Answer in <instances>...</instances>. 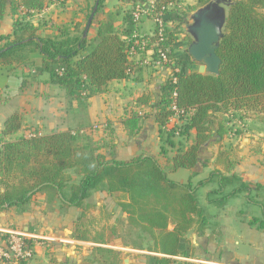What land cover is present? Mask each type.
Instances as JSON below:
<instances>
[{"label": "trees", "instance_id": "trees-1", "mask_svg": "<svg viewBox=\"0 0 264 264\" xmlns=\"http://www.w3.org/2000/svg\"><path fill=\"white\" fill-rule=\"evenodd\" d=\"M55 1L0 0V25L8 11L17 15L12 33L0 35L3 41L0 66H30L37 74L47 73L50 82L63 87L70 99L79 101L106 92L113 80L127 78L135 67L130 54L131 48L136 47L133 37L136 24L131 11L124 14L120 26L115 24L114 17L121 11L110 10L97 22L93 20L97 27L92 38L83 37L84 22L72 21L52 23L49 29L53 35L42 36L39 31L47 24L36 25L28 15L41 12ZM178 1L157 0L156 12L167 3ZM104 2L99 0L97 10L103 11ZM198 2V7H202L209 0ZM225 4L228 13L217 50L222 60L219 75L198 72L197 63L188 52V36L177 30L184 20L181 11L171 8L163 12L165 21L176 25L174 29L167 27L168 39L160 41L159 46L168 49L179 69L164 81L154 113L165 165L153 155L107 159L101 146L72 130L15 136L23 126V117L16 111L5 120L0 133V212L13 206L23 210L42 193L48 203L57 201L62 211L70 207L81 209L75 238L103 244L107 242L104 230L91 233L94 217L92 204L88 202L94 191L103 189L120 195L116 203L128 214L129 227L139 229L140 236L149 237L152 241L149 251L163 255L152 256L151 264H175L168 256L188 254L185 239L188 232L193 228L204 231L209 224L196 198L200 186L216 185L208 191L207 201L221 205L237 193L263 194L264 185L248 183L233 171L241 160L238 146L224 140L232 132L242 134L247 120H264V13L260 11L264 9V0H234ZM158 38L155 33L149 35V44L153 46ZM149 44L145 49L152 48ZM34 52L42 55L40 66L30 61ZM149 100V96L143 95L139 102L148 104ZM173 105L185 112L177 127H169L175 115ZM140 112L132 111L122 120L130 137L140 131L147 116ZM233 122L240 127H234ZM213 144H219L215 163L222 170H213L198 185L191 179L183 183L168 177L167 171L196 167L201 148ZM249 200L252 204L259 203L258 199ZM251 223L264 231V220L256 217ZM114 233L111 229L108 235ZM97 253L105 254L111 264L122 262L116 251L98 246L94 255L79 264H96ZM0 264L8 263L0 259Z\"/></svg>", "mask_w": 264, "mask_h": 264}, {"label": "crops", "instance_id": "crops-1", "mask_svg": "<svg viewBox=\"0 0 264 264\" xmlns=\"http://www.w3.org/2000/svg\"><path fill=\"white\" fill-rule=\"evenodd\" d=\"M86 1L87 7L89 0ZM138 1L125 0L130 6ZM122 2L124 0H119V4ZM77 6L74 0H56L41 12L37 14L33 12L35 16H46L52 12L54 16V21L43 26L39 33L42 36H52L54 32L49 29L52 23L83 22L82 15L75 13ZM21 12L23 13L20 11V14ZM16 17L17 15L14 16L9 11L6 13L1 21L0 35L12 33ZM152 22L150 18H143L138 26V34L152 35L154 29ZM92 28L89 30V37L92 36ZM2 44L3 41H0V45ZM146 51H141L133 57L135 67L127 78L113 80L106 92L80 101L70 99L63 87L49 81L47 73L37 74L35 68L30 66L15 68L0 66L2 96L0 133L5 120L18 111L23 117V126L16 134L17 136L27 135L31 131L49 134L58 130H72L95 142L100 135L102 143H105L101 145V151L106 154L107 159L126 160L138 154L153 155L159 159L161 165H165L166 158L160 155L159 126L155 121L154 113L161 99V87L168 77V69L145 65L144 59L148 57ZM30 61L40 66L42 55L34 52L30 56ZM143 95L149 96L148 104L139 102ZM132 111H144L147 116L143 120L140 131L130 137L124 129L122 120ZM95 124L98 127H95ZM172 125L173 122H170L169 127ZM102 126H105L103 131ZM194 134L193 130L192 135ZM231 142L238 146L241 158L233 171L248 183L264 185V120H247L242 134L230 133L226 136L224 143ZM218 150L219 144L201 148L200 162L192 169L187 168L191 181L200 179L202 174V179L205 180L213 170L223 169L221 165L215 163ZM179 181L185 183L188 179ZM93 198H97V203L113 200L121 211L116 203V200L120 198L119 194H109L106 190L98 189L88 199L92 207ZM207 205L210 212L204 213V216L209 224L204 231L193 228L188 232L185 238L188 254L168 257L174 259L175 264H264V231L251 223L256 216L253 213H243L242 210L241 213H229L228 205L223 206L222 212L215 213L219 210L217 204L208 203ZM253 207L256 210L258 206ZM250 209L253 210L252 207ZM80 213L81 209L76 207L62 211L57 201L50 204L45 194L38 193L25 206V209L13 206L0 212V248L6 245L8 232L14 230L26 233L29 241L34 244L33 258L23 264H79L84 258L94 255V248L98 246L116 251L125 264H130L131 261L124 257L128 252H140L141 249H146L153 255L163 256L131 242L118 243L114 240L115 238L104 237L107 242L103 244L92 239L75 238L76 220ZM91 215L96 223V213ZM116 215L122 218L128 229L127 213H108L107 218L104 216L97 218V220L102 219L100 220L102 231L105 229L103 226L107 220L112 225L111 229L115 228L117 224L115 221H119ZM96 227L92 224L93 235L96 234L94 230ZM129 228L132 232H139V229ZM103 260L111 264L110 258L105 256Z\"/></svg>", "mask_w": 264, "mask_h": 264}, {"label": "rangeland", "instance_id": "rangeland-1", "mask_svg": "<svg viewBox=\"0 0 264 264\" xmlns=\"http://www.w3.org/2000/svg\"><path fill=\"white\" fill-rule=\"evenodd\" d=\"M75 3L78 5L76 8L75 13H80L82 15L81 19L84 22L83 28L86 26V19L87 16L89 14H91V9L95 4V0H88L86 2L87 3V7L85 5V0H74ZM211 0H209L208 4L210 3ZM227 2L230 1H234V0H226ZM176 8L181 11V13L184 15V20L181 21L179 23L178 26V31H180V33H186L188 36V40H186V42H191L193 40V37L190 33H188L187 31V26L188 24L192 23V18H191V14L196 11L199 6V2L198 0H180L177 3ZM85 5V6H84ZM218 7L220 9L219 14L221 16H225L228 13V6L227 4H225L224 2H220L218 4ZM196 8V9H195ZM110 10H114V11H121V13L119 15H116L114 17V21L115 24L120 26L122 21H123V16L126 12H129L132 10V6L128 5L125 0L124 2H122L121 4H119V0H105L104 2V9L103 11H99L97 10L95 18H94V22H97V20H99L100 18H103L105 16V12H108ZM261 12L264 13V9L260 10ZM38 12H36L37 14ZM23 14V13H21ZM29 19L31 22L36 23V24H50V22L54 21V16L51 13L46 14V16H40V15H28ZM153 23V22H152ZM176 22L173 23L172 27H170V29H174ZM97 24L94 23V26L92 24V36L89 37V33L87 38H92L95 33H96V28ZM154 26V23H153ZM154 28V27H153ZM90 32V31H89ZM183 35V34H182ZM149 36L145 35L142 38H140V41L144 43V45H148L149 41H148ZM190 44V43H189ZM152 46V44H149V47ZM188 47V46H187ZM198 67V64L197 66ZM235 122V121H234ZM232 123L234 127H240V125L238 123ZM100 126V125H99ZM105 129V126H102V131ZM232 135L233 132L231 133ZM17 136V135H15ZM231 138V137H229ZM233 143V142H231ZM95 145L97 146H101L102 144V138L100 137V135L98 136V139L94 142ZM211 173V172H210ZM209 173V175H210ZM167 175L170 179L172 180H181V181H186V179H190L191 175L189 174V170L187 168H181L179 169L177 172H168L167 171ZM208 175V177H209ZM203 174L201 175L200 179H196L194 181H192L194 183V185H198L203 179H202ZM207 177V178H208ZM180 182V181H179ZM188 182V181H186ZM216 185H207L205 184L204 186H200L198 188V191L196 192V198L198 199V204L199 207H201L202 212L203 213H208L209 208H208V201H207V194L208 191L212 189V187L214 188ZM226 191H228V189H226ZM258 199L259 203L258 204H252L250 202L249 199ZM97 198H93L91 201L94 203L93 208L91 210V213H96V217H102L104 216V218H107V214L108 213H122L120 211V209L114 204L113 200H110L106 203L102 202V203H97L98 201L96 200ZM217 207H219V210H216L215 213H217L218 211L222 212L223 211V206L228 205V207L230 208V212L229 213H241V210L243 211V213H253L254 216H256L258 219L260 218L261 220H264V193L261 195H258L255 191H252L249 196H246V193L241 192V193H237L236 195H233L232 197L228 198V201L225 205H221L219 203H216ZM254 205H257L258 207L255 209V207H253ZM250 207L253 208V210L250 209ZM218 209V208H216ZM117 219H119L118 222L115 221V231L116 233L112 234L111 236L108 235L109 231L111 230V224L109 223V220L106 221V224L103 226L105 227L104 231L106 233L105 238H115L114 240H116V242L118 243H133L136 246H144L146 248H148L149 246H152V241L149 240V237L147 235H139L137 234L138 232H132L131 229L128 227H126V225L124 224V221L122 220V218L118 215H116ZM254 217V218H256ZM96 218V223H94V227L97 226L96 228H94L95 232H101L102 231V226L100 225V220H97ZM95 222V221H94ZM114 223V222H111ZM93 235V234H92ZM95 235V234H94ZM151 252V251H150ZM155 256L152 253H148L146 249H141L140 252H128L124 257L127 259H130V264H151V257ZM104 257L105 254L102 253H97L96 254V264H106L107 262H104ZM108 264V263H107ZM121 264H125L124 261L121 262ZM129 264V263H128Z\"/></svg>", "mask_w": 264, "mask_h": 264}, {"label": "built area", "instance_id": "built-area-1", "mask_svg": "<svg viewBox=\"0 0 264 264\" xmlns=\"http://www.w3.org/2000/svg\"><path fill=\"white\" fill-rule=\"evenodd\" d=\"M156 2L157 0H139L132 5L131 14L133 21L136 24V30L133 35L136 47L133 46L131 48L130 54L131 59H133V57L138 54L140 50H147L146 52L148 53V57L144 59V64L148 66L152 65L155 67L167 68L168 75H170V73L173 71L177 72L179 69L175 67V60L169 55L168 49L160 47L159 43L160 41H166L168 39L167 27L170 28L173 25V23L165 21L163 12L168 11L171 8H176L177 4L169 2L162 6L161 11L157 13ZM145 17L150 18L153 21L154 29L152 34L155 33L159 37L158 42L153 43L155 48L152 46V48L145 49L146 45L140 41V38L143 36L138 34V26ZM175 95L176 93H174V96ZM173 109L175 110V115L171 118V122H173L171 127H177L182 122L180 117L184 116L185 112L183 110H179L176 105H173ZM94 126L98 127L96 124ZM241 126L243 127L244 125L242 124ZM37 134L40 133L31 131L26 136L31 137ZM28 238L27 234L22 231H9L6 245L0 248V259L4 260L8 264H20L22 261H27L33 258L35 254L34 244L30 242Z\"/></svg>", "mask_w": 264, "mask_h": 264}, {"label": "water", "instance_id": "water-1", "mask_svg": "<svg viewBox=\"0 0 264 264\" xmlns=\"http://www.w3.org/2000/svg\"><path fill=\"white\" fill-rule=\"evenodd\" d=\"M218 0H211L209 4L198 8L191 14L192 23L188 24L187 31L193 37L188 45V52L198 64L199 73L219 75L222 60L217 53L223 37L224 17L219 14ZM99 0L96 1L91 12L83 37L88 36L95 18Z\"/></svg>", "mask_w": 264, "mask_h": 264}, {"label": "flooded vegetation", "instance_id": "flooded-vegetation-1", "mask_svg": "<svg viewBox=\"0 0 264 264\" xmlns=\"http://www.w3.org/2000/svg\"><path fill=\"white\" fill-rule=\"evenodd\" d=\"M221 1L224 2V3H227L226 0H218L219 3H220Z\"/></svg>", "mask_w": 264, "mask_h": 264}]
</instances>
